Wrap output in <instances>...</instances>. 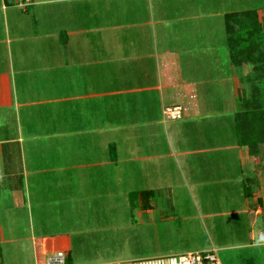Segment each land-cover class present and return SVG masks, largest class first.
<instances>
[{"label": "crops", "instance_id": "1", "mask_svg": "<svg viewBox=\"0 0 264 264\" xmlns=\"http://www.w3.org/2000/svg\"><path fill=\"white\" fill-rule=\"evenodd\" d=\"M44 2L0 0V9L8 14L2 18L0 34V264H46L47 257L59 251L67 253V264H96L74 256V248L83 249L82 243L76 246L75 240L92 244L93 234L110 231L104 218L112 215L113 201L127 202L131 193L139 192L140 206H148L146 191L127 193L120 187L118 191L105 188L111 186L113 179L118 185L132 179L128 164L142 160L143 168L153 158L174 160L180 170V177L173 179L163 177L164 172L155 169L157 182L168 178L171 182V187L159 190L167 201L178 202L181 195L176 188L181 187H188L192 198L196 192L200 200L207 202L222 199L216 196L218 188L210 189L215 182L229 187L224 193L228 196L238 187L236 193L244 199L237 213L245 215L251 226L257 224L248 196L254 200L264 197V152L254 154L241 138V118L236 114L234 99L240 79L233 75L239 66L229 44V52L219 50L217 26H210L215 16L225 17L228 42L230 21L226 14L235 10L221 5L223 12L216 8L212 11L214 0H149L150 14L145 19L116 28L135 31V39H123L122 34L121 41H130L128 44L137 52H108L107 60H99L93 58L96 48L90 40L111 23L105 21V8L102 12L99 8L102 14L98 18L105 24L96 26L92 21L95 17L90 14L81 18L80 26L74 18L78 15L72 10L62 21L57 17V24L43 15L35 19L26 16L30 7ZM15 8L22 9L21 14ZM35 9L39 11L38 7ZM42 21L48 27L55 25L47 27L52 30L50 33H45ZM122 42L116 43L117 49L123 48ZM86 45L88 59L74 61L68 56ZM58 52L66 54L63 63H44L54 55L59 57ZM106 61L112 65L140 61L137 72H149L153 80L143 86L116 89L114 85L106 89V83L114 84L109 70L106 66L105 70L101 66L100 71L95 70ZM62 69L74 73V77L66 81L60 73L57 81V71ZM126 70L122 81H128L124 78L136 69ZM121 95L132 98L121 101L117 113L113 112L116 100L112 97ZM97 103L99 111L95 108ZM168 106L182 107L183 116L166 117L164 109ZM80 120L92 123L81 128ZM213 136L218 137L216 141ZM101 150L106 160L97 161L95 154ZM149 150L152 155H147ZM219 152L226 154L219 156ZM81 153L90 160H70L69 156L79 159ZM158 161L157 167L159 163L161 168L166 164ZM143 171L142 175L146 174ZM175 202L173 208L178 206ZM261 211L257 209L255 215ZM147 212L154 214V209L148 206ZM204 214L214 215L207 211ZM164 216L165 210L156 198L155 218ZM254 227L251 231L257 236L260 232Z\"/></svg>", "mask_w": 264, "mask_h": 264}, {"label": "rangeland", "instance_id": "2", "mask_svg": "<svg viewBox=\"0 0 264 264\" xmlns=\"http://www.w3.org/2000/svg\"><path fill=\"white\" fill-rule=\"evenodd\" d=\"M31 1L33 0L28 2L23 0V3H29ZM124 5H126V7H124ZM212 5L214 6L212 11H215V8L221 9L219 11L220 13L223 12V9L219 8L221 5L225 9L233 8L235 10L232 14H226V16H228L226 18L230 21L229 26L227 25L230 30V41L228 42L225 17L215 16V18L212 19V24L210 26H217V45L219 50H221V52H229L227 44H229V47L232 44L231 46H233L234 53L242 52V49L244 52H251L250 57L243 60L241 59L240 63H237L239 67H236L237 69L233 73L237 79H240L239 93H236L235 85L234 99L236 101V114H241V125H247V127L245 126L246 128L243 127L242 131L241 129L240 131L246 135H249L252 132V128L248 125L249 119L246 115H249V110H253L257 118V122L253 127L256 128L259 125V132L261 131L264 133V58L258 56L259 52L264 51V0H224V3H222L221 0H214ZM228 5L230 6L228 7ZM37 7L39 8L38 12L35 9ZM37 7H30V13L26 16L35 19L38 17L41 18L40 16L43 15L44 19L52 18L57 24V17L61 18L60 21H62L64 16L72 10L73 14L78 15V17L74 18L78 20L80 26L83 22L81 18L85 19L87 14L95 17L92 19V21H95V26L99 25L98 23H101L102 20L99 21L98 18H100V14H102L101 12L105 8L108 13L105 21L106 23L111 21V23L107 24L102 30L99 29V31L93 35L92 40H90V44L96 48L94 51L96 52V56L94 55L93 58L99 60H107L110 56V53L108 52H125L124 54L137 52L131 44H128L130 41H121L122 34L125 36L123 39L130 40L134 36L135 31H132L130 28L124 31H118L116 28L120 24H126L134 20L136 21L139 18L145 19L150 14L149 0H77V2L74 1L69 4L65 0H45L42 5L40 4ZM99 8L101 12L99 11ZM126 8H128V10H126ZM15 9L17 14H21L22 9ZM91 11H95L96 13H92ZM119 11L122 12L120 13ZM210 11L211 10H209L208 13ZM9 13V17H12L11 11H9ZM7 15H4L0 9V34L3 33L2 18ZM102 23L103 25L105 24V22ZM47 27L48 23L45 24L43 22L42 28L47 30ZM49 27L54 28L55 25L53 24ZM51 31L52 30H47L45 33H50ZM132 39H135V36ZM55 41L57 43L60 42L59 40L57 41L56 38ZM118 41L122 42L121 45L123 48L117 49L116 43H119ZM211 41H215V39L212 38ZM80 44H82V41ZM111 44L112 46H110ZM84 51H87V45L85 49L82 47L80 52H71L68 56L74 61L82 59L86 60L89 57V52ZM97 52L99 53L97 54ZM59 54V57L55 58L54 55V58L52 59H45L44 63L47 65L52 62L54 64L58 63L57 65L63 63L62 60L66 59V54L61 52ZM139 64L140 61H121L118 62V64L112 65L106 61L105 65H97L95 70L100 71V66L103 70H105V66L107 67V70H109L110 78L114 84L109 86L106 83L105 86H108L106 89H111L115 87L114 85H116V89L148 85L150 84V80H153L152 75L149 72H144L143 74L138 73L137 66L139 67ZM126 68L136 70L129 73L130 76H128V78H124V80L127 79L128 81H122L123 73L127 71ZM66 71L68 70L62 69L61 71H57L56 80L59 81L58 78L60 73V76H64L66 81L69 77H74V73L71 72V74H69ZM106 75L108 76L107 73ZM143 76L147 79L144 80L142 78ZM60 80L62 81L61 78ZM105 86H97V88L100 89ZM150 95L151 97H154L155 92L150 93ZM253 97H256V101H254ZM131 98V95L112 97L116 102L111 109L113 112H116L118 110L116 107L120 106L119 103L121 101H127ZM252 100L255 103H252ZM96 107L97 111H99L98 107H100V103H97L95 108ZM251 114L252 113H250V116ZM79 122V127L81 128L92 123L91 121L81 120ZM55 127L58 129L57 126ZM217 138H214L213 136L214 141H216ZM259 139L261 140L260 142L264 144V135H261ZM242 140L244 141L245 139ZM76 141L77 138H74V144ZM245 141H249V136ZM262 144L260 146H262ZM102 150L95 154L97 161L106 160ZM262 152H264L263 147ZM147 153V155H152L150 150ZM222 154L226 153H218L219 156H223ZM79 155V159L75 156H69V158L74 163L84 162L81 161V159L86 162L90 160L85 158L86 153L78 154V156ZM88 158H91V156L88 155ZM151 160L146 161L149 163L144 165L143 168L142 160L132 163V166L128 164L129 171L133 172L132 179H128L125 185H118V183L112 178L111 186H106L105 189L109 187L112 191H118L116 189H119L120 187L122 192L126 191L127 193L139 190L146 191L144 192V196L150 198L148 206L154 209V214L147 212L148 206L146 208L140 206L141 200L139 192L131 193L132 195L129 196V199L131 198V200L127 202L113 201L112 215L104 218L106 226H110L111 228L110 231L100 234L97 232L96 235L93 234V240L91 241L92 244L87 240L86 242H83L77 238L75 240L76 246L82 243L83 249L78 246L74 248L75 250L73 253L75 257L77 255L80 256L79 260L88 259L94 261L96 264L114 262H131L133 264H138L148 260L180 256L189 252L211 251L216 249L223 264H264V197L254 200L251 199L252 196H248L251 211L258 219V223L253 226L250 225L251 222H247L248 220L245 215L237 213L236 209L244 199L242 195H240V197L237 195L236 192L239 191L238 187L236 189L234 188L233 193L228 196L224 195L225 190H229L228 186L223 185L220 187V184H217L216 182L215 184L210 185V187H213L210 189L218 188L220 190V192L216 193V196L222 198L221 200H215L214 202L200 200L194 190L192 191L196 197L192 198L193 193H190V197L189 188L181 187L176 188L178 195H181L178 202L167 201L166 195L159 190H162L161 188L163 186L171 187V182L170 180L168 181V179L179 178L181 175L180 170L177 168L174 160V162L172 160L165 161L163 159L155 160V158ZM158 160L161 161L162 164L165 162L167 165L169 164V169L166 164H164L162 168L160 163L158 164V167L155 166V161ZM157 168L164 172L163 177H169L166 180L164 179V182H157L155 180L157 176V174H155V169ZM86 170L87 168L85 167L83 171L86 172ZM141 170H144L146 174L142 175ZM201 171L204 172V169L201 168ZM146 175L152 176L148 177ZM225 175H227V173H225ZM155 183L159 185H155ZM181 184L183 185V183ZM261 184L264 187V183ZM261 184L259 185L261 186ZM248 186L251 190L252 184H249ZM98 189H100V187ZM251 193L253 194V192ZM156 198L157 203L165 210V216L162 218H155ZM195 198L197 199L196 201ZM234 198H236L235 201H230ZM173 202L178 206L173 208ZM259 208H261L262 211L255 215V212H257V209ZM206 211L212 212L214 215L211 217H205L204 213ZM252 227H254L257 232H260L257 236H254L252 233Z\"/></svg>", "mask_w": 264, "mask_h": 264}, {"label": "built area", "instance_id": "3", "mask_svg": "<svg viewBox=\"0 0 264 264\" xmlns=\"http://www.w3.org/2000/svg\"><path fill=\"white\" fill-rule=\"evenodd\" d=\"M27 2L30 0H26ZM164 114L168 118L180 119L183 110L180 106H168L164 109ZM68 255L59 251L51 254L46 259V264H67ZM138 264H223L217 250L189 252L180 256L167 257L166 259L148 260Z\"/></svg>", "mask_w": 264, "mask_h": 264}, {"label": "trees", "instance_id": "4", "mask_svg": "<svg viewBox=\"0 0 264 264\" xmlns=\"http://www.w3.org/2000/svg\"><path fill=\"white\" fill-rule=\"evenodd\" d=\"M260 29V28H259ZM229 32H230V30H229ZM261 32H263V31H261ZM260 33V32H259ZM264 33V32H263ZM260 35V34H259ZM263 36V35H262ZM264 37V36H263ZM262 37V38H263ZM229 41H230V39H229ZM232 45V44H231ZM230 45V47L232 48V52H233V46H231ZM264 49V48H263ZM242 52H233V59H234V61L236 62V63H240V60L242 59H247L248 57H250V53L251 52H244L243 51V49L241 50ZM246 56V57H245ZM258 56L259 57H261V58H264V51L263 52H259L258 53ZM239 58V59H238ZM254 98V97H253ZM254 101H256V97L254 98ZM253 100H252V103H255ZM251 103V104H252ZM256 105H257V102H256ZM255 106V105H254ZM254 108V107H253ZM250 112H249V115H246L247 117H248V119H249V121H248V125L252 128V134L250 133L249 135H246V134H243V136L241 137L242 139H245V140H247V138H248V136H249V141H245L244 140V142H245V144H247L249 147H250V151L251 152H253L254 154H256V155H258L259 154V152H261L262 151V148H261V144H262V142H260L261 140L259 139V137L261 136V135H264V133L263 132H261V134H260V132H259V125L255 128V127H253L255 124H256V122H257V118H256V116H255V112L253 111V110H249ZM250 113H252L251 114V116H250ZM241 115V114H240ZM240 125H241V123H240ZM247 127V125H241V127H240V129L242 130L243 129V127L244 128H246Z\"/></svg>", "mask_w": 264, "mask_h": 264}]
</instances>
